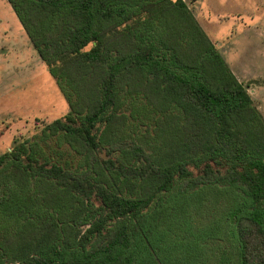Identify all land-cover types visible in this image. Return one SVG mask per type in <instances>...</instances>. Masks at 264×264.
<instances>
[{"label":"rangeland","instance_id":"rangeland-1","mask_svg":"<svg viewBox=\"0 0 264 264\" xmlns=\"http://www.w3.org/2000/svg\"><path fill=\"white\" fill-rule=\"evenodd\" d=\"M136 1L129 0L128 5L110 4L115 10L111 13L114 22L107 26L108 33L124 29L115 24L118 20L128 26L125 32L129 29L135 37L133 57L132 53L121 56L123 52L115 46L104 54L96 48L95 39L103 31L99 16L106 9L104 0L87 1L50 30H40L36 18L25 21L27 12L18 3L0 0V264H17L7 239L16 241L22 222L6 213L8 197L15 189L30 199L29 215L41 219L51 215L52 219L58 210L71 211L80 198L66 192L61 183L66 174L86 172L94 180L103 161L112 162L114 155L122 158L119 153L111 154L107 143L102 142L108 135L110 117L115 119V127L109 134L115 140L135 141L149 152L161 149L171 135L170 120L174 115L171 108L157 95L147 98L130 91L128 71L134 74L152 71L156 77L173 75L186 86L192 80L167 54H142L146 47L147 17ZM182 1L246 87L264 120V0ZM124 7L134 12L123 10ZM80 11L89 17L85 30L71 28L75 12ZM127 12L128 20L124 19ZM55 44L61 46L58 51ZM62 54L96 58L106 67L99 85L102 113L92 129L80 99V86L76 79L69 78L60 60ZM218 113L215 109V116ZM79 137L93 152L94 168L87 165L84 154L73 142ZM18 143L24 146L21 163L29 174L22 189L12 187L5 179L10 172V160L4 154ZM123 162L136 165L132 158ZM203 169L208 170L210 181L219 183L203 184L180 195L174 209L170 207L173 192L168 186L149 197L141 194L138 186L128 187L121 177L114 176L109 190L117 195L118 207L125 208V214L106 219L93 232L86 231L88 225L70 228L65 235L74 242L67 248L61 247L60 260L52 264L68 260L71 264H177L170 251L172 236L208 250L201 264H238L235 221L241 213L252 211L250 202L230 185L227 177L231 174L230 166L217 159L188 166L192 176L202 174ZM48 195L52 199L46 201ZM120 219L122 225L115 228L114 221ZM140 228L144 230V240L136 235Z\"/></svg>","mask_w":264,"mask_h":264},{"label":"trees","instance_id":"trees-1","mask_svg":"<svg viewBox=\"0 0 264 264\" xmlns=\"http://www.w3.org/2000/svg\"><path fill=\"white\" fill-rule=\"evenodd\" d=\"M8 1L24 7L27 12L25 21L36 18L40 30H50L56 27L57 21L63 20L89 0ZM104 1L107 3L106 9L99 16L103 31L95 39L96 48L103 50L104 54L115 46L123 52L121 56L132 53L135 57V37L129 29L125 32L128 26L122 20L115 23L123 26L120 33L107 32L108 24L114 22L111 13L115 10L110 4L126 2L128 5L129 0ZM136 4L147 17L146 47L142 54H167L192 80L186 86L173 75L156 77L152 71H139L138 74L128 71L130 91L147 98L157 95L171 108L174 113L170 120L171 135L161 149L149 152L135 141L115 140L109 134L113 133L115 127V119L110 117L108 135L102 138V142L107 143L111 154L116 152L123 159L132 158L136 165H126L121 157L114 155L112 162L103 161L104 165L98 166L94 180L86 172L66 174L67 177L61 180L66 192L80 198L71 211L58 210L57 216L52 219H49L51 215L45 216L46 219L29 215L30 199L15 189L8 197L6 213L11 218L21 220V232L16 241L7 239V246L13 248V258L17 264H52L60 260L59 249L67 248L74 242L65 235L70 228L88 225L86 231L93 232L95 226L106 219H117L125 214V208L118 207L119 198L109 190L114 176L121 177L128 187L138 186L140 193L149 197L168 186L169 191L173 192L170 207L174 209L180 195L195 191L203 184L219 183L209 180L207 169H203L202 174L192 176L188 166L195 167L197 161L201 160L217 159L231 167V174L227 176L230 185L250 202L252 208L248 214L241 213L236 217L234 234L239 249L238 264H264V120L246 87L235 77L182 0H137ZM126 9L134 12L130 7L123 8ZM129 12L124 14V19L128 20ZM88 21L87 14L75 12L71 28L85 30ZM27 25L29 23H26V28ZM60 47L55 44V51ZM60 60L69 78L76 79L80 86V99L92 129L93 122L102 113L99 85L106 67L96 58L62 54ZM215 109L219 111L217 116ZM73 142L78 151L84 154L87 165L94 168L96 159L91 148L81 137ZM24 153L23 144L18 143L4 154L10 160V172L5 179L9 185L20 189L29 176L27 168L21 163ZM51 199L52 196L48 195L45 200ZM114 223L115 228H119L122 220ZM138 233V238L141 235L144 240L143 228ZM169 241L177 264H201L209 252L179 237L172 236ZM62 264L71 262L68 260Z\"/></svg>","mask_w":264,"mask_h":264}]
</instances>
